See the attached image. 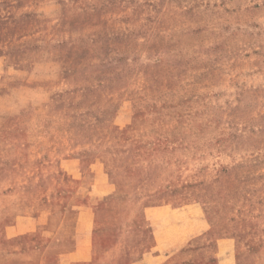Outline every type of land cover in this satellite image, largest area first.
<instances>
[{"label": "rangeland", "instance_id": "rangeland-1", "mask_svg": "<svg viewBox=\"0 0 264 264\" xmlns=\"http://www.w3.org/2000/svg\"><path fill=\"white\" fill-rule=\"evenodd\" d=\"M70 168L99 175L78 188ZM9 193L43 210L39 236L46 213L72 206L86 264L150 260L158 214L178 234L161 264H253L264 255V0H0Z\"/></svg>", "mask_w": 264, "mask_h": 264}, {"label": "crops", "instance_id": "crops-1", "mask_svg": "<svg viewBox=\"0 0 264 264\" xmlns=\"http://www.w3.org/2000/svg\"><path fill=\"white\" fill-rule=\"evenodd\" d=\"M67 174L77 183L78 188H85L91 186L99 172L97 170L90 176L84 171L70 168ZM87 177L93 178L90 185L84 182ZM42 215L43 210H38L35 214L27 212L21 193L0 196V219L14 218V223L6 227L0 226V264H86L91 259V250L85 218L74 211L72 206L46 213L41 222L43 228L39 236L34 230L36 221ZM152 221H155L152 225L154 246L148 252L150 260H145V254L140 261L133 264H161L166 261L167 250L176 249V229L170 228L168 234L159 214ZM253 264H264V255H260Z\"/></svg>", "mask_w": 264, "mask_h": 264}]
</instances>
